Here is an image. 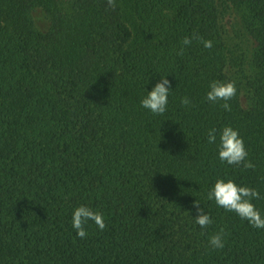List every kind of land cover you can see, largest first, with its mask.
Returning a JSON list of instances; mask_svg holds the SVG:
<instances>
[{
    "label": "trees",
    "instance_id": "obj_1",
    "mask_svg": "<svg viewBox=\"0 0 264 264\" xmlns=\"http://www.w3.org/2000/svg\"><path fill=\"white\" fill-rule=\"evenodd\" d=\"M214 80L236 82L231 111L207 100ZM224 126L254 169L219 159ZM218 178L264 216V0H0V264H264V228L207 199ZM80 205L106 228L79 238Z\"/></svg>",
    "mask_w": 264,
    "mask_h": 264
},
{
    "label": "clouds",
    "instance_id": "obj_2",
    "mask_svg": "<svg viewBox=\"0 0 264 264\" xmlns=\"http://www.w3.org/2000/svg\"><path fill=\"white\" fill-rule=\"evenodd\" d=\"M110 8L116 7V0H107ZM192 39L199 40L205 48H211L210 40H203L197 34H193L192 38L185 37L182 41L183 45H190ZM184 48L181 47L177 55L182 56ZM170 91V82L161 76L150 91L146 92V96L141 100V106L148 109L153 114H163L166 111L168 104V96ZM236 82L214 80L209 84V91L206 94L207 100L211 102L223 101L221 107L226 111H231V105L228 103L236 95ZM190 100L187 97L181 98V104L184 106L190 105ZM208 142L215 143L217 136L216 130L210 129L208 132ZM218 157L222 162H227L229 165H243L245 169H254L255 165L247 160L248 152L244 146L243 139L239 132L231 126H224L219 133ZM260 195L257 190L247 187L238 186L233 180L218 178L210 191L207 193V199L215 201V203L227 211L235 212L241 219L248 221L253 227L264 228V216L251 202L253 199H259ZM193 205L196 208L195 222L201 228H207L212 223L208 214L200 207V204L195 200ZM93 221L100 230L106 228L104 216L101 212L94 210L86 205L76 207L72 213V227L76 231V235L84 239L88 233L85 225L88 221ZM226 233L223 229L212 235L209 239V244L215 249L224 247V237Z\"/></svg>",
    "mask_w": 264,
    "mask_h": 264
}]
</instances>
